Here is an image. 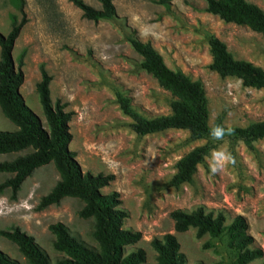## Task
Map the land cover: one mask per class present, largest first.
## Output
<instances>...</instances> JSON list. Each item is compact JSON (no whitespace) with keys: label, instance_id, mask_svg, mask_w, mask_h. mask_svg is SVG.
I'll list each match as a JSON object with an SVG mask.
<instances>
[{"label":"rangeland","instance_id":"1","mask_svg":"<svg viewBox=\"0 0 264 264\" xmlns=\"http://www.w3.org/2000/svg\"><path fill=\"white\" fill-rule=\"evenodd\" d=\"M99 8L97 0H83ZM264 12V0H245ZM115 16L93 22L67 0H25V23L12 48L17 63L23 53V81L19 92L25 105L43 122L35 84L42 65L51 77V102L59 100L71 112L68 149L83 172L111 174L102 194L116 191L127 213L123 228L140 232V239L125 246L124 253L142 249V264H157L151 240L165 233L175 235L184 264H238L228 236L197 237L194 228L177 233L169 213L175 209L225 215V224L239 214L248 224L253 246L264 253V137L251 142L212 135L190 138L185 129L170 128L136 134L132 120L122 113L116 93L147 119L171 113L176 96L161 87L140 67L141 57L131 48L128 36L149 42L171 70H180L202 83L207 124L219 120L225 127L243 128L264 120V89L245 86L236 76H219L209 68L210 35L223 41L234 59L249 61L264 70V38L245 25L225 22L205 10V0H113ZM17 0H0V32L10 29L11 15L21 18ZM133 32V33H132ZM0 130L16 127L0 111ZM208 144V153L197 164L190 182L170 184L177 161L196 147ZM0 154V161L26 153ZM217 167L212 172L211 168ZM10 177L0 172V182ZM59 176L51 162L35 168L21 183L15 197L9 188L0 192V230L18 228L33 237L51 264L63 256L53 249L50 224H64L70 234L89 248L92 218H81V201L63 197L57 204L39 209ZM0 250L24 264L17 247L0 235ZM263 258L248 264H259Z\"/></svg>","mask_w":264,"mask_h":264},{"label":"trees","instance_id":"2","mask_svg":"<svg viewBox=\"0 0 264 264\" xmlns=\"http://www.w3.org/2000/svg\"><path fill=\"white\" fill-rule=\"evenodd\" d=\"M17 9L21 18L11 15L9 31L0 32V111L15 125L14 131L0 130V154L27 150L11 160L0 161V172L9 173L10 177L0 182V192L9 188L15 197L22 181L31 172L51 162L59 179L47 194L40 197L37 207L44 208L57 204L63 197H72L81 201L78 211L81 218H92V237L97 248H89L72 236L68 228L56 222L48 226L53 234L52 247L63 253L54 264H142L145 254L142 249L124 253L125 246L140 239V232L123 228L127 216L120 207L116 191L102 194L100 189L113 179V175L83 172L68 149L71 140L68 122L71 112L64 110L65 105L59 100L51 102L49 82L51 77L40 66V80L35 84L43 122L24 103L19 92L23 81L21 66L23 53L15 64L12 48L21 27L25 23V0H17ZM81 11L83 18L97 22L115 16L113 0H97L99 8H94L83 0H67ZM157 4L167 5L169 0H154ZM205 10L218 16L225 22L245 25L259 32L264 38V12L245 0H205ZM133 33V32H132ZM131 48L141 57L140 67L151 74L158 84L171 91L176 99L170 104L171 113L147 119L135 111L128 97L116 93V101L122 113L128 116L131 128L138 135L178 128L189 132L190 138H204L211 135L216 126L226 131L224 136L241 139L250 147L251 142L264 137V120L246 127H225L218 120L213 127L207 124V105L205 92L199 80L189 79L180 70H171L162 60L161 55L149 42L140 41L136 36H128ZM211 62L209 68L219 76H236L243 85L264 89V70L249 61L234 59L223 41L210 35L207 39ZM209 145L194 148L176 163V171L170 184L174 187L190 182L203 157L208 153ZM169 217L173 230L177 233L188 228L195 229V235H208L211 238L226 234L230 246L236 251L238 264H248L263 258V250L253 246L254 239L248 233V224L242 215H235L225 224V215L221 211L213 213L202 206L187 212L172 210ZM0 235L13 243L24 258V264H51L47 255L35 243L33 237L14 227L0 230ZM156 253L157 264H184V255L179 251V243L172 233H165L161 238L150 242ZM0 264H20L0 250ZM264 264V259L259 263Z\"/></svg>","mask_w":264,"mask_h":264},{"label":"clouds","instance_id":"3","mask_svg":"<svg viewBox=\"0 0 264 264\" xmlns=\"http://www.w3.org/2000/svg\"><path fill=\"white\" fill-rule=\"evenodd\" d=\"M226 131H230V130H225L222 126H216L215 128L212 129L211 131V135L217 139L220 140L223 138V136L226 134ZM212 172L217 171V167H212L211 168Z\"/></svg>","mask_w":264,"mask_h":264}]
</instances>
